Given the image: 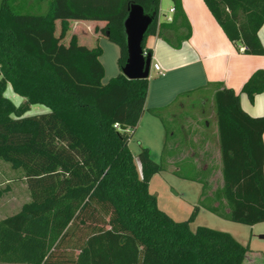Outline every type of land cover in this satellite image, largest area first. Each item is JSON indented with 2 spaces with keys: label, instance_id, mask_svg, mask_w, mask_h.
<instances>
[{
  "label": "trees",
  "instance_id": "obj_1",
  "mask_svg": "<svg viewBox=\"0 0 264 264\" xmlns=\"http://www.w3.org/2000/svg\"><path fill=\"white\" fill-rule=\"evenodd\" d=\"M173 1L177 14L167 27L158 22L161 0H0V161L22 172L31 199L20 212L0 220V264L246 260L250 246L230 234L208 228L193 232L189 224L194 215L175 222L162 214L149 185L164 168L142 149L139 173L130 153L146 112L162 122L166 150L169 135L174 141L179 133L177 127L169 129L163 111L146 109L149 78L123 75L128 62L124 24L133 6L154 18L146 40L180 28L188 32L177 43L189 39L180 1ZM203 1L243 53L264 55L259 38L264 0ZM43 4L47 9L41 13ZM74 21L105 22L96 32L120 48V73L108 83L98 43L88 48L77 36L65 43ZM146 40L144 51L152 55ZM9 84L25 99L22 106L5 96ZM263 90L264 72L254 74L243 88L251 99ZM214 102L222 185L210 191L203 169L196 170L199 176L193 180L202 184L209 212L242 225L264 223V117L246 114L232 89L217 91ZM34 105L49 112L25 117Z\"/></svg>",
  "mask_w": 264,
  "mask_h": 264
},
{
  "label": "crops",
  "instance_id": "obj_2",
  "mask_svg": "<svg viewBox=\"0 0 264 264\" xmlns=\"http://www.w3.org/2000/svg\"><path fill=\"white\" fill-rule=\"evenodd\" d=\"M179 1L181 10L178 11L184 14L191 35L180 44L177 43V38H183L188 32L183 28L176 31L165 29L161 34L147 38L146 47L152 51L153 65H159L165 72V76H160L154 69L151 70L146 109L172 113L178 107L182 108L185 100L199 92L206 91L214 97L217 91L228 88L240 96L241 106L246 114L252 118L264 117V90L253 99L243 91L244 86L254 74L264 72V55L254 56L243 53L241 51L243 46L232 43L228 39L203 0ZM165 7L169 10L165 11ZM172 9L174 13H171ZM176 14L177 9L173 0H161L158 15L160 26L170 27ZM166 17L172 20L167 21ZM105 27V22H71L65 43L69 44L73 36H77L80 45L88 48H94L98 43L102 48L100 61L105 69L104 83L106 84L120 73L118 66L120 48L106 36L96 32L98 28ZM59 33L60 26H58L57 35ZM259 38L264 48V25L259 32ZM177 129L185 137L184 140H186L183 141L188 147L182 146L181 139L180 143L171 146L174 150L182 148L184 152L197 148L198 151L207 153L209 142L206 140V129L200 128L197 124L188 126L185 130L181 126H177ZM216 132L218 134L217 127ZM134 140L140 148L138 155L134 156L138 158L137 160L142 149H147L152 160L157 163L155 152L160 156L166 150L165 128L162 122L149 112L142 116L134 137L130 141V150ZM137 170L141 173V166L137 167ZM163 173L165 172L154 175L150 184L154 178L162 176ZM200 193L202 194V188ZM198 228L211 229L200 225L193 229ZM212 230L228 233L242 246H250V252L246 255L247 259L258 252L264 256V249H261L263 246L259 243L264 241V223L254 226L233 223L230 231Z\"/></svg>",
  "mask_w": 264,
  "mask_h": 264
},
{
  "label": "rangeland",
  "instance_id": "obj_3",
  "mask_svg": "<svg viewBox=\"0 0 264 264\" xmlns=\"http://www.w3.org/2000/svg\"><path fill=\"white\" fill-rule=\"evenodd\" d=\"M47 5H42L41 13H44ZM169 8L165 7V11ZM5 96L10 99L17 107L25 103V99L14 93L11 85H8ZM182 108L175 109L172 113L165 112L167 116L168 127L174 132L175 127L187 128L188 126L199 125L206 129V140L209 142L207 155L200 151H182L174 150L171 146L177 140L182 146L187 148L182 133L176 132L175 140L171 134L168 139L170 143L167 150L158 156L157 163L164 168L162 176L153 179L149 185L150 194L154 195L157 209L174 220L175 222H186L194 215V221L189 224L191 230L195 232L197 226H205L211 229H220V231H230L234 222L222 219L221 217L209 212L205 207L209 200L203 202L201 188L202 184L195 182L197 178V169H203L206 172V180L209 190H215L222 185L221 172L219 171V145L217 127V113L214 97L208 92H199L190 99L183 102ZM49 109L43 105L31 106L25 117L48 113ZM206 126V128H205ZM218 129V128H217ZM184 140V141H183ZM140 151L136 140L133 141L130 153L134 159L136 168H140L137 152ZM182 155V156H181ZM182 174L178 175V172ZM182 175V177H181ZM154 177V176H153ZM31 202L27 183L20 170L14 169L10 164L0 161V220L20 212L25 205ZM204 205V206H203ZM212 206V204H211ZM196 213L194 214V212ZM224 222V223H223ZM224 224V225H222ZM264 249V241L260 242ZM243 262V264H264V256L256 253Z\"/></svg>",
  "mask_w": 264,
  "mask_h": 264
},
{
  "label": "water",
  "instance_id": "obj_4",
  "mask_svg": "<svg viewBox=\"0 0 264 264\" xmlns=\"http://www.w3.org/2000/svg\"><path fill=\"white\" fill-rule=\"evenodd\" d=\"M154 18L138 5L133 6L124 24L128 49V62L123 75L129 80H145L150 77L152 55L144 51V43ZM122 130H126L125 127Z\"/></svg>",
  "mask_w": 264,
  "mask_h": 264
},
{
  "label": "built area",
  "instance_id": "obj_5",
  "mask_svg": "<svg viewBox=\"0 0 264 264\" xmlns=\"http://www.w3.org/2000/svg\"><path fill=\"white\" fill-rule=\"evenodd\" d=\"M174 9L171 10V13H174ZM167 18V17H166ZM172 19L171 18H167V21H171ZM241 51H244V49L242 48ZM154 69L156 72L159 73L160 76H165V72L160 68L159 65H153L152 64V68L151 70Z\"/></svg>",
  "mask_w": 264,
  "mask_h": 264
}]
</instances>
